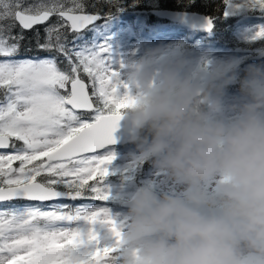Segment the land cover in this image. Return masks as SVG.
<instances>
[{"label": "snow or ice", "instance_id": "1", "mask_svg": "<svg viewBox=\"0 0 264 264\" xmlns=\"http://www.w3.org/2000/svg\"><path fill=\"white\" fill-rule=\"evenodd\" d=\"M246 2L264 9V0ZM53 16L59 22L45 27L43 43L36 33V48L62 55L66 68L55 58L17 59L24 31ZM100 19L86 14L82 0L70 7L60 0H0V203H12L0 209V264H109L117 251L123 223L107 207L53 203L43 210L13 203L109 198L103 181L114 155L107 148L131 100L122 93L128 85L113 67L110 45L76 43L83 30L98 33ZM16 22L21 32L14 34ZM212 27L209 18L206 28ZM65 29L74 34L71 46ZM261 38L264 28L253 37ZM98 226L107 230L103 237Z\"/></svg>", "mask_w": 264, "mask_h": 264}, {"label": "clouds", "instance_id": "2", "mask_svg": "<svg viewBox=\"0 0 264 264\" xmlns=\"http://www.w3.org/2000/svg\"><path fill=\"white\" fill-rule=\"evenodd\" d=\"M240 63L156 45L121 67L133 159L180 190L130 195L109 264H264V65Z\"/></svg>", "mask_w": 264, "mask_h": 264}, {"label": "rangeland", "instance_id": "3", "mask_svg": "<svg viewBox=\"0 0 264 264\" xmlns=\"http://www.w3.org/2000/svg\"><path fill=\"white\" fill-rule=\"evenodd\" d=\"M83 1V0H82ZM51 0H24L25 5H38L41 3H50ZM61 3H64L66 7L71 6V0H60ZM261 13V12H260ZM257 13L255 16H248L239 19V23L237 27L238 38L244 44V47L247 48L251 43H258L261 39H253L256 32H258L261 28H264L262 25L255 23L257 17L259 16ZM250 19V20H249ZM140 19H136L135 17L119 19L113 17L107 23L106 20H103L101 23H95V26L99 29L98 33H94L91 30H85L82 32L83 38L81 40L76 41L77 44L84 45L88 44L89 46L93 45V43L103 44L105 41L111 47V61L113 67L121 70V63L124 64L130 59L138 58L143 54V51L146 47L162 45L167 48L169 52L179 53L186 56H190L194 64L202 63L205 61H211L216 59H226L228 57H234V55H230L226 53V50H221V52L215 53L208 50L204 45H201L200 42H196L197 38H193V34L189 36V44L192 45L188 52H183L182 50H178L180 47L179 43L181 41L176 40L174 38H170L167 34L164 37H161L158 40L154 38H149V34H141L140 29L136 26L137 23H140ZM57 17H53L49 19L48 22H45L44 25L49 26L51 24L58 23ZM4 24L13 23L12 21L6 20L3 22ZM92 27V26H91ZM89 27V28H91ZM160 30H164L161 28ZM165 32V30H164ZM89 33V34H86ZM86 35H89L88 40L86 39ZM163 36V35H162ZM74 38V37H73ZM73 39L70 41L72 44ZM264 46V44H263ZM243 47V46H241ZM250 48V47H248ZM258 48H254L253 52H258ZM246 51V50H244ZM242 54L240 56H249L253 55L252 53ZM42 58H48L47 56H41ZM18 59H26V58H18ZM37 59V58H36ZM236 95L229 90L227 93L224 102L225 104H230L233 102V98ZM103 151V150H100ZM107 151L114 155V159L110 164L107 165L108 175L105 177L103 181V185L105 190L107 191L109 198L107 201H94V200H84L78 199L70 203L73 208L77 206H104L107 207L113 217L118 223L126 222V208L119 207L122 201H127L130 195L138 188L144 185L151 184L158 192L161 191H172L179 192L180 188L177 185L172 184L171 182H165L163 179V174L159 173L157 169L147 168L144 170V162H139L133 159V153H135V146L128 147H108ZM14 166H18V162L14 164ZM96 181L90 180L89 183H95ZM118 203H112L111 201ZM89 201H92L89 203ZM66 204L65 202H59ZM84 203V204H83ZM15 204V203H14ZM89 204V205H87ZM16 205V204H15ZM23 205H16L19 207H23ZM32 205V204H27ZM12 206V203L7 205L6 208L0 207V209H7ZM43 210H51L48 206H40ZM98 230L103 237L106 233V229L99 228ZM102 243H105L102 239Z\"/></svg>", "mask_w": 264, "mask_h": 264}, {"label": "trees", "instance_id": "4", "mask_svg": "<svg viewBox=\"0 0 264 264\" xmlns=\"http://www.w3.org/2000/svg\"><path fill=\"white\" fill-rule=\"evenodd\" d=\"M85 4V12L89 14H96L101 17L98 22L106 20L108 17L116 18H130L135 16L137 19H141L143 22L141 30L146 27H157L165 24L166 28L170 31L181 34L186 39L185 45L182 47L190 46L187 40L191 31L176 23L167 22L151 13V10H167L177 12H199L207 15L213 21V28L210 33H204L197 31L194 35L199 41L203 42L210 50H216L218 48L232 49L236 46H244V44L238 38L239 28L237 27L239 19L248 16H255L257 13L260 17H257L258 22L264 24V9L259 7L249 6L246 0H232L233 7L231 9L225 4L224 0H83ZM122 10L120 11V9ZM228 13L227 15L225 13ZM45 25H37L32 30L24 31L26 39L22 42L21 50L16 58H39L41 56H50L55 58L58 62V66L61 69L66 68V60L62 55H57L52 52L38 51L36 48V33L39 32L40 42H44L45 38ZM13 33H20L21 28L16 23V26L12 29ZM67 34L69 46L70 41L73 39L74 34H71L69 30H64ZM87 35V40H88ZM264 41H258V43H252L248 46L262 48ZM31 48L30 51L25 49ZM241 76H243V69L245 59H239ZM252 64L264 65V59L262 61L253 62ZM248 66V65H247ZM245 66V68L247 67ZM87 82V77H84ZM230 87H235L239 90V84H233ZM229 87V88H230ZM146 162H144L145 164Z\"/></svg>", "mask_w": 264, "mask_h": 264}, {"label": "water", "instance_id": "5", "mask_svg": "<svg viewBox=\"0 0 264 264\" xmlns=\"http://www.w3.org/2000/svg\"><path fill=\"white\" fill-rule=\"evenodd\" d=\"M153 13L169 21L179 22L194 29H202L208 31V29L206 28V23L209 18L202 13L171 12L165 10L153 11ZM113 135L116 142L112 145L128 142L127 133L123 128L122 122L120 125H118V128ZM125 205H127V203H125Z\"/></svg>", "mask_w": 264, "mask_h": 264}, {"label": "bare ground", "instance_id": "6", "mask_svg": "<svg viewBox=\"0 0 264 264\" xmlns=\"http://www.w3.org/2000/svg\"><path fill=\"white\" fill-rule=\"evenodd\" d=\"M147 168H150V166H148V165H146V166H144V170L145 169H147ZM92 201H89V203H91ZM84 204V203H83ZM87 205H89V204H87Z\"/></svg>", "mask_w": 264, "mask_h": 264}]
</instances>
